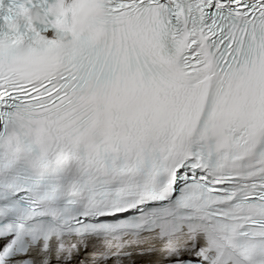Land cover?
I'll return each mask as SVG.
<instances>
[{
  "label": "snow or ice",
  "instance_id": "snow-or-ice-1",
  "mask_svg": "<svg viewBox=\"0 0 264 264\" xmlns=\"http://www.w3.org/2000/svg\"><path fill=\"white\" fill-rule=\"evenodd\" d=\"M0 264H264V0H0Z\"/></svg>",
  "mask_w": 264,
  "mask_h": 264
}]
</instances>
